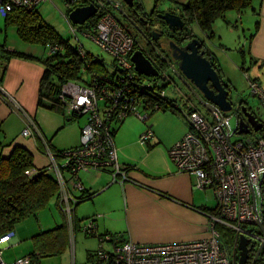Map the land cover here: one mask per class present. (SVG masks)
I'll list each match as a JSON object with an SVG mask.
<instances>
[{
	"label": "built area",
	"instance_id": "2783aa9c",
	"mask_svg": "<svg viewBox=\"0 0 264 264\" xmlns=\"http://www.w3.org/2000/svg\"><path fill=\"white\" fill-rule=\"evenodd\" d=\"M47 1L0 0V16L6 17L15 8L31 12ZM64 1L70 11L88 4L96 7L97 12L93 17L96 22L91 31H83V34L115 61L118 68L126 73L127 80L137 76L130 62L137 42L115 15L123 9V3L120 0H86L83 4L82 0ZM65 19L71 33L76 37L77 27L70 24L67 16ZM58 50L60 47L57 45L48 49L49 54ZM79 53L82 58H87L82 49ZM85 65H88L87 61ZM86 66L82 69L83 72L87 71ZM243 75L251 96L259 100L264 113V91L255 80ZM89 77L88 85L82 81H72L62 85L60 89L59 100L64 113L86 119L80 130L79 148L64 154V165H71V172L66 179L48 154L52 159L51 170L54 171L61 189L60 203L70 232H73L74 200L69 196L67 187L69 184L72 188L82 190L75 178L78 171L90 172L108 168L113 182H117V177L122 179L121 182L126 179L128 166L118 162L114 139L109 133L107 123L112 119L121 120L128 115L136 116L142 122L148 121L147 112H139L141 99L137 96L127 99L125 96L128 86L116 89L107 80L97 78L94 71L89 73ZM9 101L15 109L22 111L13 99L9 98ZM102 103L105 106L100 105ZM239 110V104L234 105L232 112L236 123L240 120ZM224 114L218 109L215 110L211 114L213 122H209L200 112H190L188 119L192 130L168 152L178 173L194 177L195 189H211L214 192L217 204L215 213L208 216L209 236L206 239L174 244L143 245L128 241L112 250H105L100 245L94 259L85 264H237L240 237H245L247 241H263L264 236L259 225L264 226V135L232 142L231 138L236 135L237 127L230 131L227 124L230 118ZM26 120L29 126H33L30 117L26 116ZM31 133L32 128L27 127L22 136L29 137ZM152 138V131L146 128L139 137V143L144 145ZM35 173V170L25 172L28 177ZM93 222L89 220L82 229L86 235H95L96 227ZM218 226L234 234V240L229 246L223 243ZM10 238L12 234L0 236V264H8L2 258V252L9 247ZM99 240L101 244L108 242V238ZM11 264L37 263H32L29 257L24 256Z\"/></svg>",
	"mask_w": 264,
	"mask_h": 264
},
{
	"label": "crops",
	"instance_id": "0c3cea01",
	"mask_svg": "<svg viewBox=\"0 0 264 264\" xmlns=\"http://www.w3.org/2000/svg\"><path fill=\"white\" fill-rule=\"evenodd\" d=\"M250 2L251 5L247 8L250 13H236L237 19L240 24L243 18L253 20L254 24L258 21V29L253 37H247V61L245 51L240 50L242 60L247 62V65L239 68H243L245 75L255 80L264 91V0ZM253 32L254 27L250 35ZM219 68L223 76L220 64ZM37 69L33 71L34 75L28 78L21 74L1 78L0 157H6L15 145L24 146L32 152L34 165L42 168L52 163L51 157L36 150L33 138L21 136L26 129V116L32 117L37 98L41 76V69ZM9 98L13 99L22 111L15 109ZM159 113V116L151 115L150 124H145L151 127L153 133V138L146 145L139 143V137L144 132L142 125L137 121H134L137 125L131 127L126 120L116 129L114 145L118 162L120 165L131 167L126 172L124 181L113 182L110 172L103 170L79 172L75 177L83 192L92 193L93 197L80 201L79 204L85 203L81 209L77 208L79 204L72 205L73 232L69 231L67 219L60 213L61 207L51 203L62 216V223L67 225V247L61 255L53 256L59 257L61 264H85L94 259L100 245L107 250L105 244L110 243L105 241L101 244L97 235L114 236L115 242L129 241L143 245L190 242L209 236L210 208H207L209 196L206 191L212 190L195 189L194 177L178 173L168 154L186 134L188 127L179 116L169 112ZM33 119L38 129L36 136H43L44 140H47L46 129L38 123L36 116ZM160 120L164 122L163 128ZM79 136L80 132L78 138ZM67 191L73 200L81 197L83 193L69 184ZM213 196L215 199L214 192ZM79 209L80 216L77 214ZM89 220L94 221L96 227L94 236L86 235L82 230ZM31 227L35 230H27L20 239L15 229V235L8 243L9 247L3 251L17 246L23 248L14 256L7 254L3 258L6 263L11 264L32 252L31 238L40 232L34 225L31 224Z\"/></svg>",
	"mask_w": 264,
	"mask_h": 264
},
{
	"label": "trees",
	"instance_id": "16d2710c",
	"mask_svg": "<svg viewBox=\"0 0 264 264\" xmlns=\"http://www.w3.org/2000/svg\"><path fill=\"white\" fill-rule=\"evenodd\" d=\"M250 1L251 0H185L181 4L177 14L184 23L183 29L181 31H169L165 23L157 18V14L159 13L158 11L153 10L151 14L148 15H154V21L162 24L164 29L162 32V38L167 37L169 41H175L177 44L184 43L187 40L190 41L193 38L205 41L193 33L191 30L192 23H195L200 32L211 39L213 38L212 26L217 19H223L224 22L229 25V22L225 19L224 14L229 11H235L238 14L244 13V11L251 5ZM85 2L86 0H82L81 4ZM134 10L144 12V8L140 0H134ZM69 12L70 10L67 9V14ZM67 14L64 16H67ZM4 20L6 26H13L16 28L17 35L25 43L49 47L57 45L60 47V50L49 54L47 59L41 60L44 70L42 72V76L40 77L38 86V108L40 107L47 110L57 111L63 115V117L70 118L67 119V121H71L74 118H80L75 114L66 115L64 113L63 107L59 100L60 89L62 85L72 81H82L85 83V85H88L90 82L89 73L94 71L97 78L107 80L109 84L116 89H121L124 86H128L127 91H125V96L127 99H130L134 96L139 97L142 104L139 110L147 112L148 119L156 112H169L182 118L188 127V131H191L192 126L189 122L188 114L194 110L201 113L199 108L194 105L192 100L187 96L183 97L184 100L182 109L177 104L176 100L166 96L164 89L170 82L172 83V80L166 74L165 69L169 66L175 72L176 68L172 63L171 56L167 54V51L163 48L159 39L153 41V44L149 42L146 44L145 41L147 39H145V36L135 31L137 36L145 39V41L143 40L145 47L142 49L138 46H135L134 52L137 50L142 51L146 59L149 60L153 67H155V69L159 72V75L155 78H147L138 74L133 79L127 80L125 76L126 73L118 68L113 59L112 71L108 72L105 64L98 57H95L87 52L80 44L76 47H73L69 44V42L61 39L53 30V28L46 24L43 19L35 12V10L26 12L24 10L15 8L10 13H8L6 17H4ZM95 22L96 18H93L89 20L87 24L78 27L77 31L81 33H83V31L86 32L87 30L91 31V28L94 26ZM257 24L258 21H256L253 25L254 32L248 38H251L255 35V32L258 29ZM80 49L85 52L87 56L86 59L80 56ZM14 54L15 51L8 50L5 46L0 47V57L5 64L3 66L2 76H4L6 66ZM204 56L211 63V66L216 70L218 74L217 76H219L222 85L231 93L230 83L223 76H221L219 64H217L218 62L213 53L207 49L204 53ZM93 59L95 61H93ZM86 61L88 63L87 66L85 65ZM85 66L87 71L83 72L82 69ZM240 70L246 74L243 68ZM179 75L178 77L180 78ZM122 80H124V82H121ZM105 84L106 83H104V85ZM192 89L194 88L192 87ZM161 93H164V95L161 96ZM196 93L198 92L196 91ZM195 99H197L196 96ZM122 101L125 102L123 99ZM197 102L199 104L198 99ZM100 105L105 106L104 103ZM242 105L247 108V111L250 110L246 102L241 101L240 107ZM201 114L209 122H213L211 114L207 113L206 111V115L203 113ZM224 115L226 116V113ZM126 118L121 120L112 119L109 121V123H107V126L109 125V133L113 139L116 129L121 126ZM239 118L243 119L241 112L239 114ZM30 119L33 123V126H29L26 120V128H32V133L29 137L34 139L36 150L39 153L44 152L50 154L54 163L60 170L63 178L66 179V176H68L71 172V165H64V154L68 151L79 148L80 144L79 146L72 149L57 150L51 146L48 139L44 140L43 136H36V133H38L36 122L32 117ZM259 121V123L262 124L261 130L258 132L251 131L249 135H252L253 137L256 135H264V123L261 120ZM146 122L147 121L144 123ZM146 128L151 130L150 126H146ZM146 143L144 145H146ZM127 166L128 171L131 167L129 165ZM51 167L52 163H50L48 166L37 168L34 165V157L32 152L20 145L13 146L10 153L6 157H0V236L12 234L13 237L15 235L16 226L30 217H37V215L41 211L47 209L51 203H56V205L61 207L62 210V205L60 203L61 189L57 177L54 171L51 170ZM27 170H35L36 173L28 177L25 174ZM102 170L109 171L111 174V171L108 168ZM79 172L84 171H78L75 174V177ZM116 179L117 182L122 180L120 177H117ZM80 192H83V190ZM92 197V193L83 192L81 193V197L74 200L72 205L75 206L79 204L80 201H83L84 199L90 200ZM215 210L216 207L210 209L209 213H215ZM60 213L64 215L63 210L62 212L60 211ZM217 228L222 234L221 238L223 243L229 246V244H231L234 240V234L231 231L226 230V228L219 226ZM96 237L99 239L108 238V242L112 244L113 247H118L123 243L115 242L113 239L114 236L111 237L105 235V237H103L97 235ZM31 243L33 247L32 252L26 256L30 258L32 263L40 264L41 258L61 255L67 247L66 223L63 222L61 225H57L50 230L34 235L31 238Z\"/></svg>",
	"mask_w": 264,
	"mask_h": 264
},
{
	"label": "rangeland",
	"instance_id": "374dc122",
	"mask_svg": "<svg viewBox=\"0 0 264 264\" xmlns=\"http://www.w3.org/2000/svg\"><path fill=\"white\" fill-rule=\"evenodd\" d=\"M184 1L185 0H140L144 11L148 14H151L153 10L158 11V14H161L162 12H173L178 14V10ZM123 7L126 10V6ZM248 10L249 9H246L244 12L246 15H248L247 13H250ZM35 12L43 19L46 24L53 28V30L61 39L69 42V44L73 47H76L80 44L91 55L98 57L105 64L108 72L112 71L113 60L109 55L104 53L83 33L77 31L76 37L71 33L69 24L64 16L67 14L64 0H48L47 2L37 6ZM236 13L237 12L235 11H229L224 14L225 18L229 22V25H227L224 20L220 18L214 22L212 26V31L214 34L213 38L211 39L201 33L195 23L191 24V30L196 36L205 40L207 47L216 58L218 62L217 64H220V67H222L224 73L223 76H225L226 80L230 83V100L233 102V104L237 105V103L241 101L246 102L250 109L249 111L253 113L257 119L263 121L264 123V113L261 110L259 100L256 99V97L251 96L249 87H247V81L243 75L244 73L239 68L244 64L247 65V62H243L242 60V51L240 50L243 49V51H245V49H247L246 41L247 37L250 35V32L253 31L254 26L252 25H254V21L249 18H243L240 24ZM115 15L134 36L137 46L143 49L145 47L143 39L140 36H137L132 29H129L127 21L121 15H119L118 12L115 13ZM151 16L155 19L154 15ZM76 27L78 28V26ZM88 34L91 35L90 33ZM156 34L159 35V32H156ZM159 40L161 41L163 48L167 51V54L170 55L168 47V43L170 41L168 38H159ZM173 42L175 43V41ZM1 46H5L8 50L15 51V54L10 58L6 66L4 76H2V71L5 64L0 57V78H4L5 76L8 77L14 74L16 76L23 75L28 78L29 76L34 75L33 71H35L36 68H38L37 70L41 69L42 76L44 67L41 60L48 58L49 46L34 45L23 42L17 35L16 28L13 26H6L4 18L0 16V47ZM245 55L247 61L248 57L246 51ZM165 72L172 80V83L170 82L164 89L166 96L176 100L181 109L184 100L183 97L187 96L192 100L194 105L199 108L201 113L206 115L204 109L200 106V104H198L197 99H195L194 92H192V90L186 86L185 82L178 77L173 69L168 66L165 69ZM139 112L143 114L142 110H139ZM159 115H161V113L156 112L152 116L155 117ZM34 116H36L38 123L44 127V129H46V135L52 147L57 150H66L79 146L80 140L78 138V133L86 123L85 117L74 118L71 121H67V119L70 118L63 117V115L57 111L47 110L40 107L38 108L37 98L35 101L32 118H34ZM226 116L230 118L227 123L228 128L230 131H233L236 126L234 113L229 111L226 113ZM153 117L152 120L154 119ZM126 120L128 121V124H131V127L136 126L137 123L141 124L143 127V132L146 130V126H148L151 122V118H149L146 123H142V121L136 116H128ZM134 121H137V123ZM147 123L148 125H145ZM159 123L163 128V120H160ZM247 137L251 138L253 136L233 135L231 141L234 142L237 140H245ZM206 193L209 196L207 208L212 209L216 205V199H214L212 191L207 190ZM82 205H85V203L79 204L77 208L81 209L83 207ZM80 209L77 213L78 216H80ZM62 221V216L58 213L54 204H50L48 208L44 211H41L37 217H30L16 226V230L18 231V237L20 239L21 235L24 236L27 230H35L33 229L34 227H31V224L32 226L34 225L39 232H43L54 228L56 225H61ZM39 228L41 229L39 230ZM22 248V246H19V248L17 246L15 248H10L7 251H3L2 258H5L7 254L14 256L15 253H17L19 250L21 251ZM105 248L107 250H112L113 246L112 244H105ZM60 261L61 259L59 257H44L40 259L41 264H61Z\"/></svg>",
	"mask_w": 264,
	"mask_h": 264
},
{
	"label": "water",
	"instance_id": "95a60500",
	"mask_svg": "<svg viewBox=\"0 0 264 264\" xmlns=\"http://www.w3.org/2000/svg\"><path fill=\"white\" fill-rule=\"evenodd\" d=\"M111 2V0H105ZM123 5L128 9L134 10V0H121ZM97 12L96 7L93 4L86 6H79L74 8L67 14V20L70 24L75 26H82L86 21L93 18ZM119 14L127 19L123 9L119 11ZM157 18L163 21L167 29L171 32L183 29L184 23L180 17L171 12L157 14ZM153 40H158L160 35L152 33ZM171 59L174 61L176 70L175 72L180 76L186 86L194 92L201 107L209 114H212L215 110L228 113L233 110V102L231 99V93L225 88L219 76H217L216 70L211 66V63L206 59L204 53L209 49L206 42L194 38L186 43L184 46H179L173 41L168 43ZM130 62L133 65L134 71L147 78H155L158 76V71L152 66L149 60L143 55L142 51L137 50L130 56ZM167 62V60H166ZM192 87L194 89H192ZM240 106V102L237 103ZM239 112L242 114V118L238 120L236 124V135H249L251 131L258 132L262 128V124L259 123L254 114L247 111L245 106H241ZM264 236V226L259 225ZM248 241L245 237H240L238 244V262L237 264H245L247 260ZM260 250L258 251V253ZM257 253V255H258Z\"/></svg>",
	"mask_w": 264,
	"mask_h": 264
},
{
	"label": "flooded vegetation",
	"instance_id": "af4514ba",
	"mask_svg": "<svg viewBox=\"0 0 264 264\" xmlns=\"http://www.w3.org/2000/svg\"><path fill=\"white\" fill-rule=\"evenodd\" d=\"M125 14L127 15V25L129 29H132L134 32L137 31V33H141L145 36V43L148 42L153 44V35L152 33L159 32V38L162 39L163 36V26L159 22L154 21V18L152 16H149L146 12H140L137 10H126L124 9ZM189 41H185L184 43H179V46H184ZM171 55V54H170ZM172 63L174 64V61L172 60ZM175 67V64H174ZM176 68V67H175ZM248 247V253H247V260L245 261V264H264V239L263 241H248L246 244ZM260 252L258 253V251ZM258 253V255H257ZM238 262V261H237Z\"/></svg>",
	"mask_w": 264,
	"mask_h": 264
}]
</instances>
